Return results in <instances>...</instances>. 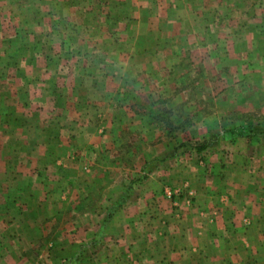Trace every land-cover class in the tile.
<instances>
[{
    "label": "crops",
    "instance_id": "0c3cea01",
    "mask_svg": "<svg viewBox=\"0 0 264 264\" xmlns=\"http://www.w3.org/2000/svg\"><path fill=\"white\" fill-rule=\"evenodd\" d=\"M125 1L134 3L123 6L125 16L140 13L138 5L146 9L142 14L167 21L203 16L188 28L202 29L205 37L183 40L172 29L169 37L181 52L174 55L162 50L168 45L164 30L156 28L160 33L154 36L146 30L148 38L123 39V48L131 51L114 57L125 62L122 74L91 70L84 75L91 82L83 86L79 71L77 81L66 84L56 76L47 78L30 104L20 94L7 100L0 93V264H264V186H255L250 146L255 133L220 131L226 120H213L208 109L195 118L197 103L186 110L178 107L180 99L166 106L139 104L131 99L139 90L119 87L135 76L149 82L148 89L157 88L158 72L151 67L146 77L140 70L143 64L165 62L172 63L170 76L178 83L186 75L174 69L188 64L183 90L189 96L200 94L201 79L219 77L226 85L221 94L238 79L255 82V61L264 63V0L248 6L243 0ZM30 7L27 13L35 14L34 4ZM225 20L232 38L213 33L226 27ZM114 22L107 24L112 35L120 27ZM122 28L129 30L125 22ZM95 41L115 50L120 44L113 38ZM69 42L33 36L4 40L3 46L18 49L10 54L0 50V63L7 64L0 73L13 66L12 74L19 77V71L41 62L49 75ZM39 46L42 51L35 57L31 51ZM94 80H101V88ZM81 89L86 99L70 98ZM148 91L156 94L158 88ZM165 107L173 113L165 114ZM198 144L203 145L197 150ZM167 184L181 187L176 199L164 195Z\"/></svg>",
    "mask_w": 264,
    "mask_h": 264
},
{
    "label": "rangeland",
    "instance_id": "374dc122",
    "mask_svg": "<svg viewBox=\"0 0 264 264\" xmlns=\"http://www.w3.org/2000/svg\"><path fill=\"white\" fill-rule=\"evenodd\" d=\"M110 1L111 0H0V50L3 51L2 54H10L12 49H14V51L18 49V47H5L7 45L6 43L5 46H3L2 42L4 40L18 41L22 38L28 39L32 36L38 41L49 39L53 41V43L58 42L60 39L70 40V44H67V47L64 48L63 52L58 57V61H55L52 64L50 72H48L49 75L52 74L51 77H49V75H44L43 63L41 62L35 64L31 63V68L27 71H24L27 69V67L24 66L25 69L18 73L19 77L12 74L13 66H8V68L5 69V74L2 75L0 73V88H2L0 89V93L5 94L7 100L15 98V96L20 94L22 102L30 104L36 102L33 99H30V97H37L39 95V90L44 87L43 84L46 83L44 81L47 78L52 81L56 76L60 79L59 81L61 83L66 84V82L69 83L70 80L74 82L77 81L75 75L79 76L80 74H77V71H79L81 77L80 79L78 77V80H80V85L83 86L82 83L91 82L90 79L84 78L85 73H90L91 70L103 74L111 73L110 70L112 69V72H120V74H122L124 73L125 62L122 61L123 59L120 60V58L115 60L114 57L119 54L123 57L126 52L129 54L131 51L128 47L127 50H125L126 48H123V39L134 43L135 39L140 38L142 34L145 35V38H148V35H152L156 32L159 34L160 31H157L156 28L165 31L164 37L166 39H164L163 42L171 45H163L162 50H168L169 54L174 55L180 54L181 52L180 49L178 51L175 49V46L173 45L174 42L172 41L171 36L169 37L170 32L173 31L172 29L175 28L174 31H178V38L183 40H203L205 37L202 29L194 31L192 29L189 30L188 28L189 25L195 22L193 20L194 18H196L197 21H200L197 18L203 19V16H180L184 17L185 20L174 19L171 17L170 21H167L162 20V18L152 17L153 14H142V12L146 10L143 5L142 7L139 5L135 7L140 10V13L137 15L131 14L125 16V9H129L134 3L131 2V4H125V0H114L116 2L120 1V3H118V5H113ZM251 3H253L252 0H243L244 6H248ZM32 4H34L35 8V14L33 15L32 13H27V10L31 8L30 6ZM123 6L126 8H123ZM159 9L161 10V8ZM234 17L235 16L232 15L230 19ZM247 17L251 18L248 20L253 19V16L251 15ZM113 20L117 21L116 25H119L120 27H116L117 30L112 35L110 31H107V24H114L115 22ZM213 20H215V18ZM227 20H225L226 27L223 28L222 31L219 30L213 32L220 38H222V36L224 39L233 37L231 23L227 24ZM123 22H125L129 30L122 28ZM200 23L202 24V22ZM94 24H97L102 29H95L96 25L93 28ZM165 24L169 27L165 28ZM216 24L217 22L215 25ZM175 25L176 27H174ZM28 27L32 29L30 31L31 35L27 31ZM146 30L149 33L148 35L146 34ZM97 38H113L118 40L120 44L116 46L117 50H115L113 46L110 48H102L96 45L97 42L95 40ZM92 39L94 40L93 42H95L94 44L90 42ZM139 44L142 46L145 42ZM42 48L43 46H39V48L33 49L35 53H32L31 51V54L37 57L41 53ZM186 52L187 48L184 49L183 54H186ZM142 54L143 52H137L135 56ZM138 64L136 65L138 66ZM6 65L7 64L0 63V68ZM193 65L197 67L199 66V63H193ZM143 66L145 69L140 71L144 72L143 75L146 77H150L149 71H152L151 67L158 72L159 75L156 79V83L158 82V91L156 94L155 92L153 94L150 93L148 90L155 91L157 89L156 86L154 85L148 89L149 82L135 79V76L129 81H126L127 84L120 83L119 87L121 88V91H129L133 88L136 89V91H140V95L131 98L134 99L135 102L139 104L157 102L158 104L166 106L171 104L172 99H180V103L182 104L178 107H181L182 109L183 106L185 110L189 104L192 105V102L193 104L197 103L196 107L199 108L200 112H198L195 118L199 119V114L206 113L205 111L208 109L207 111L213 113V117H211L213 120L220 124L222 121L226 120L225 123L222 122L224 125L220 126V131L226 130L228 132L245 134L246 136L255 133V142L250 144L251 149L255 150V186L262 188V186H264V63L255 61V82L245 80L239 83L238 81L244 79H238L236 80L237 82H235L236 85H230L232 86L231 89H228V92L225 91L221 94V91L226 86L224 85L223 80H220L219 77H211L208 80L201 79L197 83L201 87L200 94H190V96L185 92L187 90H183V88L187 86L188 71L191 72V69H188L187 63H181L179 64L178 69H174V73L177 72L178 74L181 72L180 75H186L181 79L179 78L180 84L177 82V79L170 76L172 63H170L169 66L168 62L159 65L157 63L154 65L150 63L147 66L146 64H143ZM146 69L148 71H146ZM167 72H169L168 76H170V78L166 76ZM94 81L98 83L97 87L101 88V80ZM139 83H141V85H138ZM253 83L254 86H252ZM145 84L147 87L142 86ZM172 86L174 87V90L169 91L168 88H172ZM176 87H180V90L177 91ZM204 88H210L211 90L208 89V91H205ZM84 93L85 92L82 90L79 95H70V98H72V96H76L80 99L85 98L86 96ZM173 93L174 95H172ZM131 99L129 100L132 101ZM184 103H186V105H184ZM178 107H175V113L180 112V110L177 109ZM164 111L165 114H168L169 112L173 113L166 107ZM181 111L183 112V110ZM251 118L252 120L255 119V125H253L254 123H252ZM172 133L173 131L169 133V137L171 138L173 137ZM189 137L193 138L192 140L194 142H196V140H200L199 142H201V139H199V135L197 134L190 133ZM187 139L189 138H186L185 140ZM164 186L174 187L178 186V184H167ZM168 198L172 200L171 197Z\"/></svg>",
    "mask_w": 264,
    "mask_h": 264
},
{
    "label": "built area",
    "instance_id": "2783aa9c",
    "mask_svg": "<svg viewBox=\"0 0 264 264\" xmlns=\"http://www.w3.org/2000/svg\"><path fill=\"white\" fill-rule=\"evenodd\" d=\"M181 191V187L180 186H164L163 187V192L166 196L174 198L175 196H177L179 194V192ZM187 192V191H186ZM188 194H190V192H187ZM176 199V198H174Z\"/></svg>",
    "mask_w": 264,
    "mask_h": 264
},
{
    "label": "trees",
    "instance_id": "16d2710c",
    "mask_svg": "<svg viewBox=\"0 0 264 264\" xmlns=\"http://www.w3.org/2000/svg\"><path fill=\"white\" fill-rule=\"evenodd\" d=\"M202 145H203V144H198V145H196V149H197V150L200 149V148L202 147Z\"/></svg>",
    "mask_w": 264,
    "mask_h": 264
}]
</instances>
